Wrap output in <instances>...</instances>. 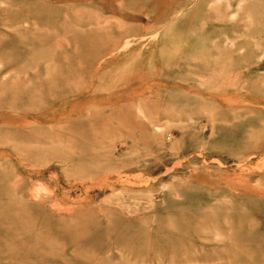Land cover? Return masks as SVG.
I'll return each mask as SVG.
<instances>
[{"label": "rangeland", "instance_id": "374dc122", "mask_svg": "<svg viewBox=\"0 0 264 264\" xmlns=\"http://www.w3.org/2000/svg\"><path fill=\"white\" fill-rule=\"evenodd\" d=\"M0 264H264V0H0Z\"/></svg>", "mask_w": 264, "mask_h": 264}]
</instances>
